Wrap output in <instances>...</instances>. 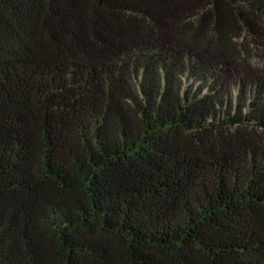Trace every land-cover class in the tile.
<instances>
[{"label": "trees", "instance_id": "1", "mask_svg": "<svg viewBox=\"0 0 264 264\" xmlns=\"http://www.w3.org/2000/svg\"><path fill=\"white\" fill-rule=\"evenodd\" d=\"M0 264H264V0H0Z\"/></svg>", "mask_w": 264, "mask_h": 264}, {"label": "rangeland", "instance_id": "2", "mask_svg": "<svg viewBox=\"0 0 264 264\" xmlns=\"http://www.w3.org/2000/svg\"><path fill=\"white\" fill-rule=\"evenodd\" d=\"M252 63H255L254 61Z\"/></svg>", "mask_w": 264, "mask_h": 264}]
</instances>
